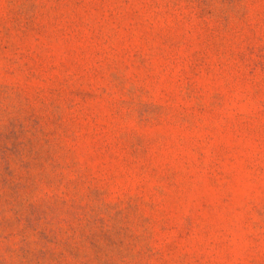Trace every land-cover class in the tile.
Returning <instances> with one entry per match:
<instances>
[{"label":"rangeland","instance_id":"374dc122","mask_svg":"<svg viewBox=\"0 0 264 264\" xmlns=\"http://www.w3.org/2000/svg\"><path fill=\"white\" fill-rule=\"evenodd\" d=\"M0 264H264V0H0Z\"/></svg>","mask_w":264,"mask_h":264}]
</instances>
